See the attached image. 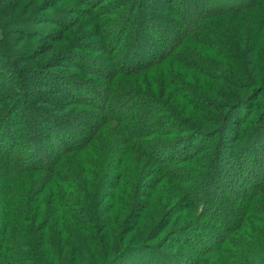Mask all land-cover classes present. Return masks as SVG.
Masks as SVG:
<instances>
[{"label":"trees","instance_id":"trees-1","mask_svg":"<svg viewBox=\"0 0 264 264\" xmlns=\"http://www.w3.org/2000/svg\"><path fill=\"white\" fill-rule=\"evenodd\" d=\"M22 1L0 0V264H264V0Z\"/></svg>","mask_w":264,"mask_h":264},{"label":"rangeland","instance_id":"rangeland-1","mask_svg":"<svg viewBox=\"0 0 264 264\" xmlns=\"http://www.w3.org/2000/svg\"><path fill=\"white\" fill-rule=\"evenodd\" d=\"M30 1H34V0H23L22 2H23V4H25V2H30ZM13 2V0H7V3H5V7H8V6H10V7H17V5L19 4L18 2L17 3H12ZM39 3H41L42 2V0H39L38 1ZM53 2H57V4H59V6H63V5H65L64 4V2H66L65 0H53ZM38 4V3H37ZM44 9L43 10V12H41V9ZM42 8L40 9H37V11H35L34 13H32L31 14V12L35 9V8H33V9H31V11H30V13H28V14H26L25 16H30V17H32V18H39V17H41V18H44V17H47V16H49V14H51V11H49V9H48V6H46L45 4H43L42 5ZM45 8H47V10L45 9ZM23 13V11H21V13H19V15L20 14H22ZM21 17H23L22 15H21ZM224 20H226L227 22L229 21V17H225L224 16ZM232 18H234V17H232ZM45 21V23L47 24V22L48 21H46V20H44ZM232 23L237 27V29L239 28V30H241L240 29V25H238L236 22H233L232 21ZM48 25V24H47ZM234 25H232V24H230V26H231V29H232V27L234 26ZM234 26V27H235ZM47 27H49L50 28V30H52V29H54L55 30V32H56V35H58V36H60L59 34H61V27L60 26H54V25H49V26H47ZM75 28L73 29V32H71V33H67V32H65L66 34H65V36H67L68 34H70V35H72L74 32H75ZM243 32L245 31H247L246 30V28L245 29H243L242 30ZM87 33H89V34H91L92 32L93 33H95L94 35H92V37H91V39H87L88 40V42H91L92 44H95L94 46L96 47L95 49L96 50H100V45H98L99 43H97L98 41H99V36H97L96 34V32H98L97 30H95V28L92 26V31H86ZM86 33V34H87ZM237 34H238V32H237ZM238 36V35H237ZM24 37V34H21V33H10V35H9V41H11L12 42V44H17V46H19V48H25L26 46L27 47H30V46H32V45H38L39 47H38V51H37V53H41V52H46L45 53V55H47L48 57H50L51 55V52L52 51H50L52 48H54V49H56L57 50V48H59V46H61L62 44H63V41L64 40H62V41H54V40H51V39H46V38H38V37H32V36H29V37H26V39L24 40V41H20L22 38ZM263 37V46H264V35L262 36ZM249 38H247V40H248ZM54 41V42H53ZM97 43V44H96ZM97 45V46H96ZM92 46V45H91ZM27 49H29V48H27ZM54 49H52L53 51H55ZM23 50V49H22ZM203 54H206V55H209V56H214V54H213V51L210 49V48H208V47H204V48H201V50H200ZM100 52V51H99ZM97 52V53H95V55L94 56H97V55H100V54H103V55H105V53H102V52ZM23 53V52H22ZM36 53V54H37ZM36 54H33L34 56L36 55ZM54 54V53H53ZM90 55H91V53H89ZM43 56V55H42ZM42 56H37V57H35L34 59H32V57L31 56H23V58H21V63L19 64V66L21 67H24V66H28V65H31V64H33V63H35V62H37V61H39V60H41L42 59ZM53 56V55H52ZM51 56V57H52ZM53 58H54V56H53ZM28 59H30V60H28ZM32 59V60H31ZM24 61H27L26 62V65L24 64L25 62ZM24 62V63H23ZM229 63H230V61H229ZM262 65H263V68H264V59H262ZM176 67V71L177 70H181L182 72L184 71V68L182 67V66H180V65H174L173 67H172V69H174ZM7 76V75H6ZM29 78V81H30V83L31 84H29L30 85V90H32V88H33V90H35V88L37 87V85H36V83L33 81V79H34V77L33 76H29L28 77ZM7 80V79H6ZM195 82V83H194ZM8 83V84H7ZM193 84H196V81L195 80H193V82H192ZM7 84V87L5 86ZM220 85V84H219ZM0 86L1 87H4V88H6V90H8L9 92L10 91H12L11 89H9V81H4V80H2V78L0 79ZM10 87H11V85H10ZM11 88H13V87H11ZM230 88V87H229ZM39 90H43V88H41V87H39ZM39 92V91H38ZM50 97H55V98H59L58 97V95H55V94H52V95H50ZM178 101H180V100H178ZM182 102V101H181ZM261 103V106L263 107V109H264V97H260L258 100H257V102H256V104H260ZM58 105V104H57ZM61 106H63V105H61V103H60V107ZM260 110H256V108H255V110H254V117L253 118H255V119H257L258 117H259V115L262 113V112H264V110H262L261 108H259ZM190 113H191V111H189ZM197 115V114H196ZM195 115V116H196ZM106 202H108L107 200H105V203ZM172 202V201H171ZM178 202V200L176 199V200H174L172 203H171V205H173V206H175L174 204H176Z\"/></svg>","mask_w":264,"mask_h":264}]
</instances>
